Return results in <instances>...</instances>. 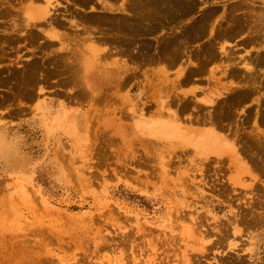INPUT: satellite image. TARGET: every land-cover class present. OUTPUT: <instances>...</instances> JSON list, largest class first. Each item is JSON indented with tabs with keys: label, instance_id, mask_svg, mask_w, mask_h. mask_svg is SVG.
I'll list each match as a JSON object with an SVG mask.
<instances>
[{
	"label": "rangeland",
	"instance_id": "rangeland-1",
	"mask_svg": "<svg viewBox=\"0 0 264 264\" xmlns=\"http://www.w3.org/2000/svg\"><path fill=\"white\" fill-rule=\"evenodd\" d=\"M0 1L5 3H0V9L6 6L11 9L0 10V35L8 32L12 38L18 33L22 38L26 33L22 31V21L27 19L24 8L31 0ZM36 1L35 6L42 5ZM203 5L198 0L196 8ZM255 5L264 7V3ZM219 8L212 20L216 24L223 15L222 7ZM199 12L190 14L191 19L198 18ZM3 23L9 24L6 29ZM13 25L19 30H12ZM182 26L161 28L149 37L154 41L159 33L158 36L175 29L178 32ZM41 27L45 26L37 28ZM27 28L25 25L24 30ZM245 28L222 43L229 58L208 60L207 65V62L203 64L204 69L200 66L190 75L188 82L182 79L181 73L195 66L199 61L196 58V61L190 58L191 64L186 60L172 67L152 64V68L150 64L127 61L125 56L115 54L95 61L81 58V68L77 66L81 69V78L71 72L76 81H81L79 84L72 81L68 71L54 72L52 76L48 72L46 77L42 71V74L38 72L39 68L40 82L30 86L34 91L30 95L25 94L30 88L28 79L20 78L28 86L25 82L20 84V74L14 71L21 69L24 62L51 56L54 48L61 51L62 46L58 41H50L51 45L41 43L45 48L41 47L39 42L43 38L34 41L35 46L33 41L23 43L22 40L8 45L7 35H1L0 53L8 55H0V75L3 74L0 100L8 93L9 97L3 98L5 103L0 102L3 104H0V264H264V223L256 221L259 212L264 214V176L256 173L258 169L246 160L247 152L243 155L244 151L239 149L238 157L253 168L250 173L257 174V180L250 177L241 168L243 164L233 157L232 149L223 147L226 141L222 143L223 138L230 142L234 137L235 146L241 148L246 130L257 139L264 137L260 117L264 113V64L254 61L255 55L264 53V22L256 30L260 32H256L258 35L248 26ZM79 35L81 41L84 34ZM205 39L193 42L189 49L194 50ZM74 41L76 50L85 52V42ZM99 47L100 53L106 50L103 44ZM47 63L41 68H46ZM161 66L167 78L160 81L156 75ZM232 66L243 71L241 74L245 77V71L255 69L256 82H248L243 75H240L242 79L233 77L229 72ZM111 69H127L129 76L126 74L125 80L112 84L107 80L111 76L105 73ZM13 72L18 78L11 76ZM93 73L94 77L98 75L104 80L100 84L89 81ZM115 75L121 74L116 72L112 76ZM5 76V79L11 76L9 82L4 81ZM65 79L71 81L64 82ZM10 81L17 87L15 93ZM4 82L9 84L5 86ZM78 85L85 89L84 95L77 92ZM254 85L257 92L233 108L234 117L219 118L222 115L219 110L224 106H215L219 100L222 99L219 104H224L222 101L234 88ZM73 93V97L81 94L84 97L71 99ZM211 114L219 116L214 119H221L218 124L224 128L213 129ZM212 129L215 135L209 139L208 131ZM196 131L208 137L206 142H218L222 155L214 154L210 146L202 149L211 153L205 157L200 155L201 147L194 144ZM260 152L250 149L253 155Z\"/></svg>",
	"mask_w": 264,
	"mask_h": 264
},
{
	"label": "bare ground",
	"instance_id": "bare-ground-1",
	"mask_svg": "<svg viewBox=\"0 0 264 264\" xmlns=\"http://www.w3.org/2000/svg\"><path fill=\"white\" fill-rule=\"evenodd\" d=\"M5 1L7 2L8 0H5ZM31 1L28 4L25 3L27 5L24 8V9H27V12L25 13L27 19H24V22L22 21V23H24L23 24L24 28L23 27H21V28H23L22 31H24V32L26 31V33H24L25 36H23L20 33L23 36L21 38L17 33L18 37H17V35H15L16 37H14V36L12 37L11 34H14V33L11 32V34L9 36L12 38H9L7 35V33H8L7 32L4 34L2 33L1 35L3 37L5 35H7L9 40H12V41H9L6 38H3V40L6 39L8 41V43H7L8 45L10 43H12L13 41L17 42L19 40L20 41L22 40V42L26 41V43H28V41L29 42L33 41L32 43L36 44V42H34V41H36L38 38H41V39L43 38L44 39L43 42H39L41 47H44L46 45H51L49 43L50 41L51 42H57L58 41L62 46V50L60 51L59 48H54L51 50V54H52L51 56H45L43 58L39 57L41 61L40 60H33V61L29 60V62H27L26 64L24 62L23 66L21 68L22 70L20 68L18 70V68H17L18 71L17 70L14 71V72H16V74H20L21 77L19 76V79L22 77L28 79V80H26V79L25 80H26V82L29 83L28 84L29 86L23 80V82H25L24 84L27 85L28 87H30V86L35 87V85H38V83L40 82L39 81L40 75H39V78L37 76L41 71L43 72L44 75L45 74L49 75V73H50V76H52L51 73H54V72L55 73L60 72L59 74H64L63 73L64 71H66V73L68 71V72H70V76H69V74H68V76L72 79V81H74L75 79H74V77H72L71 72H73L74 75H76V76H79V77L81 76L80 75L81 69H79V68H81V65H82L81 58H82V60L84 58V60H94L95 61L98 59L102 60L103 58L110 57V56L115 55V54L125 56L127 61L129 60L132 62H139V64L145 63V66H146V64H147V66L150 64L149 65L150 67L154 66V64H158V65H160V64L164 65L165 64L167 66L172 67V66H175L179 61H186V60L190 61V58H194V59L196 58L197 61L199 60L198 61L199 65L197 64L198 63L197 62L195 64V66H192V68L188 67L189 69H188L187 73H186V71L184 74H183V72L181 73L183 75L182 79L184 81L188 82L187 79L189 77H191L190 75L193 72L199 70V68H201L200 66H202V68L205 67V66H203V64H205V62H207L205 64V65H207L210 62V60H221V58H223V57L224 58L230 57L229 53L227 51V48L224 46L225 44L222 45V43H224L225 40L232 39V37L237 35L236 33H239L241 30L245 31L246 30L245 27H247V26L249 27L250 31H252V32L254 31L256 33V32H258L256 30L259 29L261 27V24L264 22V7L259 6L260 9H256V7H258V6L255 5L256 3H260V4L264 3V0H236V1L231 2V3H227L225 0H199L201 3L204 4L201 8H196V7H198L197 6L198 0H37L36 2L39 1L40 4H42V5H37V6H35L33 4V2L35 0H31ZM219 2H221V3L225 2V3L219 4ZM0 3H4V2L0 1ZM12 3L14 4V2H12ZM6 4H8V3H6ZM210 4H212V5H210ZM217 4H219V5H217ZM16 5H18V4H16ZM16 5H14V6H16ZM200 5H202V4H200ZM6 7L5 8L8 10L10 9V8H8L9 6H6ZM219 7H222V14L223 15H221V19H220V17L218 18L219 21L217 19V24H216V22H212V20H213V17L215 16V13H217L220 10ZM2 9L4 11H6V9H4V7ZM2 9H0V10H2ZM21 9H22V7H21ZM21 9L19 8V11ZM195 9L200 10V12H199L200 15L196 19L195 18L191 19L190 14H192L194 11H196ZM10 11H11V9H10ZM7 12L11 13L9 11H7ZM2 13H4V12H2ZM4 14H7V13H4ZM13 14H15V13H13ZM1 15L2 14H0V16ZM182 21H185V22L183 23ZM213 23H215V25ZM4 24L5 23H3L4 29H6V27H8L6 25H9V24H6V25H4ZM10 24H11V22H10ZM19 24H21V23L19 22ZM181 24H183L184 26H182V28L178 32H176V29H175V31H171V32H167V33L165 32L166 34H163V35L161 34L162 36L161 35L158 36L160 34L159 33L158 35H156L157 38L154 37V41H151V38L149 37L151 34L156 33L161 28L167 27V28L173 29L174 27H178V26L180 27ZM23 25H20V26H23ZM25 25L27 27L29 26V28H27L26 30H24ZM38 25H42L45 27L44 28L41 27V29L39 30L37 28ZM1 27H2V24H1ZM13 27H14V25L12 26V28ZM32 27H36L38 29V31L37 30L35 31L36 28L33 29ZM14 28L12 30H19V27L15 28V29ZM244 28H245V30H243ZM42 33L44 35H42ZM162 33H164V32H162ZM258 33L260 34V32H258ZM79 34H81V35L84 34L82 37L84 40L83 39L81 41L79 40V39H81L79 37L80 36ZM253 35H255V34H253ZM1 37H0V41L2 39ZM54 37L57 40H55V41L52 40V38H54ZM204 37H206V39L203 42H201L200 44L198 43L199 46L197 48H194V50L189 49V47L191 46V44L193 42H195L197 40H201ZM247 37H246V39H247ZM253 37L254 38H252V39H255V36H253ZM258 37L259 36H257V38ZM71 38H76L80 43L82 42V44L85 42V44H83V45H85V49H86L85 52L81 53L80 51H77L78 48L74 47V45L77 43V41L75 43L74 40H76V39H74L73 41L75 44L72 41V44H74V45H72L69 43V42H71V40H70ZM249 38H250V36H249ZM3 40H2V42H3ZM7 41H5V43ZM262 41H264V40H262ZM219 42L221 43V45H219L220 44ZM252 42H254V41H252ZM41 43L44 46H42ZM3 44H4V42H3ZM13 44H14V42H13ZM29 44L31 45V43H29ZM35 44H34V46H35ZM102 44L106 47V50H104L102 53H100V47L99 46ZM216 44H218L219 47H216ZM40 45H37V46H40ZM41 47H38V50ZM215 47L218 48V51L216 50ZM7 48H9V47H7ZM11 49H14V51H15V47H12ZM35 49H36V47H35ZM48 49H51V48H48ZM3 50H4V47H3ZM36 51H37V49H36ZM42 51H43V49H42ZM82 51H83V49H82ZM261 51H263V50H261ZM2 53L4 55L3 51H2ZM260 53H258L257 56L255 55L256 57L254 56V61H256V63H258V64H264V53H261V54ZM34 54H35V52H34ZM0 55H1V53H0ZM3 55H1V56H3ZM7 55L8 54L6 53V55H4V56H7ZM81 55H83V56H81ZM249 57H251V56H249ZM36 58H37V56H36ZM73 59L75 61L77 60V61H81V62H75ZM196 59H195V61H196ZM208 60H209V62H208ZM73 61H74V63H73ZM45 62L50 63L49 68H48V63H47V67H46L49 70H47L45 67L41 68L42 64H44ZM188 63L191 64V61ZM189 64H187V65H189ZM13 65H11V66H13ZM184 65H186V64H184ZM11 66H9V67H11ZM75 66H76V68H74ZM77 66L78 67L80 66L78 68L79 70L77 69ZM4 68L5 67H3V69ZM13 68H14V66H13ZM51 68H53V69H51ZM185 68H187V66H185ZM38 69L40 71H38ZM141 69H142V67H141ZM1 70H0V73H1ZM45 70H47V71H45ZM142 70H144V69H142ZM146 70H147V68H146ZM148 70H149V72H151L150 71L151 68H149ZM253 70H255V69H253ZM253 70H252V72L250 70L248 72L244 70L245 71L244 74L245 75L247 74L245 77L243 74H241L243 71L241 72L240 69H236L233 66L229 68V72L233 77L236 78V77H239L240 75L241 76L243 75L244 76L243 79H245V80L247 79V81L249 80L251 83L253 80L254 81L253 83H255L256 81L254 79L256 78L255 76L258 73H256V70H255V73H256V75H255V73H253ZM153 71L154 70L152 69V73H153ZM9 72H12V71H9ZM14 72L12 73L11 76L15 75ZM42 72H41V74H42ZM116 72H119V74H121V75H118V76L115 75L113 77L112 75H114ZM127 72H128L127 69H124L123 71H116V70H112V69L109 71L105 70V73L106 74L109 73V75L111 76V77L107 78V80H110L111 83L112 82L115 83L116 80L118 82L125 80L127 78V75L129 76V73H127ZM3 73L6 74V71ZM158 73H159V75H156V76H158L160 81L166 77L165 72H163L162 66L160 68H158ZM59 74L57 76H59ZM81 74H82V72H81ZM2 75H0V76H2ZM6 76H8V75L6 74ZM6 76L4 77V81L7 80L6 82H9L8 78L10 79L11 76L7 77V79H5ZM45 76H43L44 77L43 79H45ZM50 76H49V78H50ZM150 76H148V77H150ZM154 76H155V74H154ZM241 76H240V78L242 79L243 76L242 77ZM15 77L18 78L17 75H15ZM46 77H48V76H46ZM64 77H65V75H64ZM66 77H67V74H66ZM69 77H68V79H69ZM37 78H38V80H36ZM60 78H62V77H60ZM75 78H77V77H75ZM153 78L154 77H152V79ZM240 78H238V79L240 81H243ZM2 79H3V77H2ZM14 79L15 78H13V81L17 80V79H15V80ZM43 79H41V82L44 81ZM68 79H65L64 82L68 81ZM71 79L68 82H70ZM77 80H78V78H77ZM103 80L104 79L101 76L96 75L94 77V73L89 78V81H94V83H96V84H100ZM107 80L105 79V81H107ZM11 81H12V79H11ZM11 81H10V85H13V84H11ZM20 81H21V79L19 80V82ZM6 82H4V84ZM23 82H20V84L23 85ZM68 82H67V85H68ZM76 82H77V84H79V82H81V81L78 80ZM248 82H247V84H248ZM33 83H35V85ZM245 83H246V81H245ZM2 84H1V86H3ZM7 84H9V83H7ZM7 84H5V86H7ZM14 84H16V83H14ZM103 84H105V83L103 82ZM103 84H102V86H104ZM22 85H20V86H22ZM25 85H24V90L26 89ZM91 86H94V85H91ZM102 86H100V87H102ZM245 86L247 87V85H245ZM245 86L244 87L240 86L241 88H239V89H237L238 87L236 89L234 88L233 93H231L232 90L230 91L231 94H228L229 93L228 92L227 98L225 96L226 100L224 98L225 101H222L223 103L225 102L224 104H221V103L219 104V102L222 99L219 101L217 100L218 104H216L215 106L220 107L219 105H221V106L224 105L223 107H221L222 110H219L220 114H222V115L224 114V115L223 116L219 115L218 112H216V113H218V115L220 117L218 115L213 116L211 114V117L213 116V120H211V121L214 122V123L211 122L212 123L211 125L212 126L214 125L213 129L214 128H217V129L224 128L223 127L224 125L218 124V122L221 121V119L218 121V120H216L217 117H219V118L222 117V120H224V116L227 117V118L225 117V119L232 117L235 114V111L233 110V108H235V106L240 104L242 101L248 100V98H250L251 94H255L257 92L255 85L253 88H251L252 86L251 87L249 86V88H246ZM9 87H11V86H9ZM15 87H16V85L13 87L14 88L12 90L13 92L16 91ZM76 87H77V85H76ZM81 87H83V86H81ZM79 88H80V86H79ZM10 89H12V87ZM77 89H78V87H77ZM80 89L77 92L80 91V93L81 92L83 93L85 90V89L84 90L81 89L82 90L81 91ZM20 90L22 91V89H20ZM26 90H28L27 91L28 93H25L26 91L23 93H25L27 95H30L32 92H34L31 87L29 89L27 88ZM14 93H12V94H14ZM18 93H20V91ZM53 93L57 94V92H54V91H53ZM84 93H83V95H84ZM10 94H11V92H10ZM58 94H59V92H58ZM7 95H5V97H1L2 98V101L0 100L1 103L4 102V99H6V97H9ZM18 95H20V94H18ZM70 95H72L71 96V99H72V97L74 96V93L70 94ZM75 95H77V94H75ZM81 96H82V94L79 95L78 97H76V96L75 97L78 99ZM16 97H17V95H16ZM75 97H73V98H75ZM82 97H84V96H82ZM14 100H15V98H14ZM172 101H173V99H172ZM217 101H216V103H217ZM1 105H3V104H1ZM182 105H184V104H182ZM181 107H184V106H181ZM218 109H217V111H218ZM247 115H249V114H246V116ZM208 117H209V115H208ZM215 117H216V119H214ZM260 117L262 118V121L261 120L260 121L262 122V124H264V113L263 112L261 113ZM243 118H245V116ZM98 119H99V117H98ZM247 120H248V118H247ZM247 120H245V121H247ZM215 123L218 125H216ZM243 125H244V123H243ZM249 126H251V125L249 124ZM213 129L208 131L209 139L211 138V136L215 135V132ZM249 129H250V127H249ZM257 130H258V126H257ZM198 131H201V130H198ZM262 131H264V130H262ZM245 132H247V134L244 132H242L243 134L241 133L242 135L246 134V136H243V139L241 141L243 144V145H241L242 146L241 148H240V146H239V148H237L235 146V143H237L235 141H237V139L236 140L233 139L234 137L232 139L230 137V139H231L230 142L228 141V139L226 140L225 138H223L222 143H224L223 141H226V143L224 144V146L223 145L222 146L225 147L226 150H227V148L229 150L232 149L233 154H234L233 157L236 158V160L239 161V163L243 164V165H240L241 168L245 172H247L250 175V177H253L254 180H257L256 179L257 174L254 175L255 174L254 172H253L254 174H252V172L250 173V170L252 171V169H253V168L250 169L251 168L250 166L257 168L258 172H256L257 170L256 171L254 170V171L258 174L261 173L260 175L264 176V149L262 147L264 145V140H263L264 137H263V135H262L263 139L260 137L261 134H263L260 131H259V133H261V134L259 137L261 139L255 138L257 136L252 137L253 135L251 133H250L251 134V136H250L248 130H246ZM99 134H101V133H99ZM193 134H196V136L194 137V141H197V142H194V144H196V146L201 147V150L198 151L200 155L205 157L207 154L211 153V152H207L206 148L202 149L204 147H209V146L214 148V150H211L214 154L222 155L223 151L221 150V145L218 144V142H211V143L206 142L208 140V137L207 136H203V137L200 136V133L197 131ZM253 134L256 135L255 133H253ZM226 136H227V134L225 135V137ZM229 136H230V134H229ZM231 136H232V134H231ZM138 137H140V136H138ZM206 138H207V140H206ZM240 138H242V136H240ZM238 141H240V139H238ZM142 142H144V141H142ZM175 143H177V142H175ZM178 144L180 145V143H178ZM208 144H210V145H208ZM142 145H143V143H142ZM146 145H148V142ZM157 146H156V148H157ZM223 147H222V149H223ZM235 147L237 148V150ZM175 148L177 149V147H175ZM239 149H242L241 150L242 152L244 151V153L241 152L243 155L245 154V152H247V154H245L246 155L245 157L247 159L246 158L245 159L247 160V162L250 163V166L247 164V162H245L246 164L242 162V157H240L241 159L238 157ZM250 149H252V150L254 149V151H257V153L260 151L261 152L259 153V155H253V153L252 154L250 153ZM258 149H260V151H258ZM153 152H155V151H153ZM173 152H175V151H173ZM181 152H184V151L181 150ZM257 153H255V154H257ZM154 155L155 154H153V156H151V157L154 158ZM135 157H137V156H135ZM257 189H260V188H257ZM263 195H262V197H263ZM258 203H259V201H258ZM258 203L256 202V204H258ZM261 203H263V202L261 201ZM262 208H264V205ZM257 216H258L257 217L258 219L256 221H258V223H261V222L264 223V214L259 212V214H257ZM254 217H256V214ZM241 220H243V219H241ZM252 222H251V224H252ZM254 223H255V220H254ZM261 224H259V225L261 226ZM256 225H254V226H256ZM43 261H44V259H43ZM46 261H47V258H46Z\"/></svg>",
	"mask_w": 264,
	"mask_h": 264
}]
</instances>
